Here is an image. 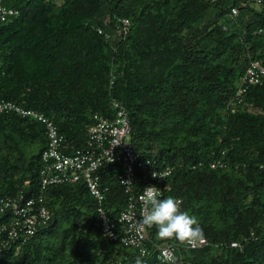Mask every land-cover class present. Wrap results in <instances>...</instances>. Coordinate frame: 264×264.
Masks as SVG:
<instances>
[{"label": "trees", "instance_id": "obj_1", "mask_svg": "<svg viewBox=\"0 0 264 264\" xmlns=\"http://www.w3.org/2000/svg\"><path fill=\"white\" fill-rule=\"evenodd\" d=\"M243 1L1 0L17 13L0 21V102L47 116L73 151L86 144L94 113L114 116L115 99L140 159L170 169L154 180L160 198L181 201L207 244L188 248L160 238L156 226H145L144 254L107 238L83 181L40 189L45 127L6 110L0 199L41 196L50 219L24 243L2 246L0 235V264H264V81L236 102L251 61L264 65V0ZM121 171L100 168L114 220L128 197L116 181ZM4 221H14L11 211ZM163 244L173 247V263L158 258Z\"/></svg>", "mask_w": 264, "mask_h": 264}, {"label": "built area", "instance_id": "obj_2", "mask_svg": "<svg viewBox=\"0 0 264 264\" xmlns=\"http://www.w3.org/2000/svg\"><path fill=\"white\" fill-rule=\"evenodd\" d=\"M262 1L246 0L254 4H260ZM246 2L243 1L241 4L245 5ZM16 13V9L4 6L0 0V21H7ZM237 14V7H231L230 15L236 16ZM128 26V19H122L120 30L124 34ZM98 33H103V30L98 28ZM263 81L264 65L259 60L251 61L239 79L236 102H242L240 96L248 85L260 84ZM235 104V102L231 103L233 107ZM110 106L115 110L114 116L107 117L94 113L87 127L86 144L73 151L69 150L70 145L58 132L53 121L42 113L10 101L0 102V112L11 110L22 117L34 119L44 125L47 144L41 153L42 166L39 171L41 190L50 185L83 181L89 193L96 200L102 234L112 240H119L126 246L137 248L141 254H144L145 226L140 221L145 213V205L141 196L148 186H155L162 194L154 180L167 177L170 169H160L149 160L140 159L129 139L130 123L127 111L115 99L110 100ZM115 163L119 164L122 170L116 175V181L128 195L126 206L119 212L116 220L112 219L104 208L103 200L108 187L102 186L100 182V168ZM211 166L214 167L215 164ZM137 171L143 174V181L139 191L134 192ZM154 172L156 176H153ZM42 202L41 196H24L23 193L14 198L0 199V214L8 215V211H11L14 217L13 222H0V235L5 236L1 241L2 246H8L10 242L15 241L24 243L50 219V211ZM184 244L194 249L206 245L207 241L203 238L193 243L184 242ZM236 245L237 243H232V246ZM169 256L172 258L168 259ZM158 258L162 262L173 263L176 260L173 247L168 244L160 246Z\"/></svg>", "mask_w": 264, "mask_h": 264}, {"label": "clouds", "instance_id": "obj_3", "mask_svg": "<svg viewBox=\"0 0 264 264\" xmlns=\"http://www.w3.org/2000/svg\"><path fill=\"white\" fill-rule=\"evenodd\" d=\"M153 176H156L155 172ZM161 195L155 186L145 188L141 196L145 213L140 223L149 228L156 226L158 236L163 239L174 238L182 243H193L203 239V229L197 218L190 215L188 211L181 210V201L172 196L161 199ZM171 258L168 257V259ZM137 264H141L139 259Z\"/></svg>", "mask_w": 264, "mask_h": 264}]
</instances>
